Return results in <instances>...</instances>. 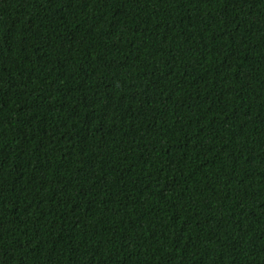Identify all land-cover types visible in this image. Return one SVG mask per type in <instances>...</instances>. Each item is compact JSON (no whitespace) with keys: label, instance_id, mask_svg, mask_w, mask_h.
<instances>
[{"label":"trees","instance_id":"16d2710c","mask_svg":"<svg viewBox=\"0 0 264 264\" xmlns=\"http://www.w3.org/2000/svg\"><path fill=\"white\" fill-rule=\"evenodd\" d=\"M0 264H264V0H0Z\"/></svg>","mask_w":264,"mask_h":264}]
</instances>
